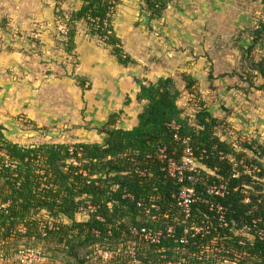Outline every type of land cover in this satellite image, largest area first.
Listing matches in <instances>:
<instances>
[{
	"label": "trees",
	"instance_id": "trees-1",
	"mask_svg": "<svg viewBox=\"0 0 264 264\" xmlns=\"http://www.w3.org/2000/svg\"><path fill=\"white\" fill-rule=\"evenodd\" d=\"M108 1L83 0L71 12L69 25L73 24V29L68 31L63 22L67 34H61L64 41L59 42L65 43L69 55L77 57V23L84 22L91 34L102 40ZM171 2L140 0L151 20L162 17ZM57 19L62 22L61 18ZM259 25L253 33V45L264 39V24ZM95 26H99L98 30H94ZM102 42L111 48L118 64H133L119 47L120 39L115 33ZM258 69L264 78V62ZM136 79L135 99L141 106L136 124L131 129L121 128L120 114L112 113L105 124L96 128L104 137L102 143L22 147L6 138V128L0 124V151L16 163L12 171L0 159V206L8 203L0 210L1 257L19 256L23 251L15 247V242L23 239L28 248L41 242L53 245L55 248L49 249L50 260L100 264V256L92 261L95 251L117 250L131 238L132 228L145 227L164 233L169 230L172 237L162 239L159 244L137 239L138 264L179 260L184 264H264V143L246 140L235 148L221 140L217 129L222 127V121L203 103L204 107L190 122L178 105L181 91L172 77H160L156 81ZM185 81L186 90L192 94L196 80L187 76ZM79 84L85 91L90 89L85 86V80ZM256 90L264 92V85ZM252 91L253 88L245 90ZM173 122L179 125L178 130L167 126ZM175 134L179 141L174 139ZM183 140L187 141L185 145ZM70 147L73 154L69 153ZM186 147L191 148L195 158L202 157L203 166L196 175L195 203L187 220L177 204L181 188L190 183L187 180L179 183L166 171L171 159L181 162ZM163 148L165 159L160 157ZM244 165L259 171L247 174ZM221 184L226 186L224 195L207 192L209 186ZM126 195H132L134 201ZM87 204L95 205L96 211L79 218V207ZM152 204L157 209L146 215L145 210ZM218 206L224 210L223 222L216 211ZM153 214L157 215L156 219L151 218ZM49 218L60 223L51 230L42 228L41 224ZM191 226H205L208 233L192 236L186 231ZM183 236L185 241L181 243ZM82 249L86 252L80 253ZM106 264L135 263L121 254Z\"/></svg>",
	"mask_w": 264,
	"mask_h": 264
},
{
	"label": "rangeland",
	"instance_id": "rangeland-1",
	"mask_svg": "<svg viewBox=\"0 0 264 264\" xmlns=\"http://www.w3.org/2000/svg\"><path fill=\"white\" fill-rule=\"evenodd\" d=\"M79 5L68 0H0V124L8 140L22 147L102 143L96 128L112 113L120 114L121 128L137 122L141 106L134 97L136 78L172 77L181 91L178 105L190 122L203 105L218 119H228L231 102L253 88L247 112L251 124L253 119L256 126L262 124L254 134L260 132L264 143V92L256 90L264 85L258 69L264 62V39L253 45V33L259 23L264 24V0H172L162 17L152 20L137 0H119L111 33L120 39L119 47L133 64H118L111 48L92 35L89 26L75 25L83 40L101 44L114 57L110 61L118 66L112 65L104 78L89 74L95 64L77 36V57L59 42L64 37L57 18L72 30L70 15ZM143 15L149 18L145 24ZM40 24L44 28H35ZM64 73L69 81H57ZM187 76L196 80L192 94L186 90ZM79 79L92 90L87 93ZM33 84H43L42 90L34 93ZM224 121L217 134L225 133L226 139L231 124ZM237 139L242 141V136ZM15 247L36 253L41 264H64L62 259L50 260L53 245L41 242L28 248L22 239ZM2 255L0 250V264H17L18 255L8 259ZM96 256L98 251L92 261Z\"/></svg>",
	"mask_w": 264,
	"mask_h": 264
},
{
	"label": "built area",
	"instance_id": "built-area-1",
	"mask_svg": "<svg viewBox=\"0 0 264 264\" xmlns=\"http://www.w3.org/2000/svg\"><path fill=\"white\" fill-rule=\"evenodd\" d=\"M46 1V0H45ZM69 3H79L81 4L83 0H68ZM119 0H109L108 1V11L105 16V19L102 22L103 30L105 31V34L102 38V41L106 39L107 36L111 35V30L109 29L110 27V20L113 19L116 13V8L118 6ZM91 22H94L91 20ZM56 23L58 25V28L61 32V34L65 35L67 34V29L64 27L62 22L58 19L56 20ZM43 25H35V28L41 29ZM99 26H95L94 30H98ZM35 32H33L34 34ZM37 35V33H36ZM169 128L178 130L179 125L175 124L174 122L171 124L167 125ZM174 139L179 141L180 138L177 134L174 135ZM182 143L185 145L187 143L186 140H183ZM69 153L73 154V147L69 148ZM160 157L161 159L166 158V153L165 149H160ZM80 156V153L77 154ZM0 159H1V164L4 165L5 168H8L12 171L16 169V163L11 161L9 157L3 152L0 151ZM202 157L195 158L193 155V151L191 150L190 147H186V149L183 151V158L181 159V162L178 163L174 159H171L168 164H167V174L171 178H176L179 183L185 182L187 180L189 184L184 185L181 188V191L179 193V200H178V208L181 212V215L183 219L187 220L190 219L192 216V205L195 203V196H196V191L194 189V183L197 182V174L201 172V169L203 168L200 160ZM73 164L76 165V162L73 161ZM243 169L245 170V173L251 174V172H258L259 170L256 167H248L247 165H244ZM83 176L86 177V174L83 173ZM238 176V174L234 175V177ZM87 183H90V181H87ZM225 189L226 186L224 184H221L220 186L213 185L209 186L207 192L209 194H216V195H224L225 194ZM224 191V192H223ZM126 197L134 201V197L132 195H126ZM8 206L7 204H4L0 206V210L3 208H6ZM137 206H141L140 203L137 204ZM156 210L157 206L155 204L150 205L149 208L145 210V214L149 215L151 214L152 210ZM96 211V206L92 204H87V206H81L78 209V217L83 218L84 216H87L90 213H93ZM217 213L219 214V219L220 221L223 222V217H224V210L222 209L221 206H218L216 208ZM152 219H156L157 215L153 214ZM101 220V219H100ZM59 220H54L50 219L45 223H42L41 226L42 228H46L48 230H51L54 228L55 224H59ZM21 232L24 231L22 228L20 230ZM187 232H190L192 236H195L198 233L201 232H206L205 226L202 227H197V226H191L189 229H186ZM93 233L98 234L96 231H93ZM131 238L127 240L125 245L120 246L117 250H112V249H104V250H99V256L101 259L100 264H106L109 261L114 260L117 256H120L121 254L127 255L130 257L131 260L135 264H138L139 261L136 259V254H137V249H138V240L139 241H145L148 244H159L162 239L164 238H171L172 234H170L169 230L167 233H164L162 230H151L147 229L145 227H142L140 229L132 228L130 230ZM261 235V233H259ZM45 235V232H42V236ZM185 238L180 237V242L184 243ZM41 259L38 257V255L32 251H26V252H21L20 255L17 257L18 264H41ZM165 264H184L182 261H167Z\"/></svg>",
	"mask_w": 264,
	"mask_h": 264
},
{
	"label": "crops",
	"instance_id": "crops-1",
	"mask_svg": "<svg viewBox=\"0 0 264 264\" xmlns=\"http://www.w3.org/2000/svg\"><path fill=\"white\" fill-rule=\"evenodd\" d=\"M126 1L128 3V1H130V0H126ZM137 1L140 3V0H137ZM121 2H122V0H121ZM140 6H141V3H140ZM126 11L130 14V12H129L130 10H126ZM40 25H43V24H40ZM41 28H44V25ZM76 35L78 37L77 39L79 40V42H81L82 48H84L85 50L87 49L86 53L88 52L91 55V57L93 58L92 63L95 64V68L90 70L92 72H90L89 74H92L93 76L98 75V77H103V78H104V76H107V75L109 76V73H108L109 70L114 69L112 67V65L118 66L114 63V61L113 62L110 61V59L114 58V57L107 54L103 49H101L100 48L101 44L97 45L98 43L95 41L92 42V41L83 40L82 36L79 34V32H77ZM93 44H96V46H94ZM76 53H77V50H76ZM119 71H121V70H119ZM114 72H116V71H114ZM67 74L64 73V75H59V77H61L60 78L61 80L58 78L59 80H57V81H60L61 83H62V81L63 82L69 81L70 78H69V75H67ZM112 75H113V73H111L110 76H112ZM42 85L39 86L38 84L37 85L33 84V86H35V87L37 86V87L35 89H32V91H34V93H36V94L39 93L42 90V88H41ZM25 86L29 87V85H25ZM45 87H46V85H45ZM48 87H51V86H48ZM91 90L92 89L90 87V89L87 90L86 92L88 93ZM137 91H138V87L134 88V97H135ZM258 92H261V91H258ZM258 92L256 93V96H260V93H258ZM242 93H243V95H240L239 101L234 100L231 102L232 105L229 107L231 112H229L228 119L226 116V117H223V119L221 120L222 124L225 122L224 121L225 119H226V122L231 124V130L228 133L229 134L228 137H226V139H224V138H222V136L225 135V133L218 134L220 136L221 140L227 141L228 143L232 144V146H234L235 148H238L239 145L246 140L250 141V140L257 139L259 142L262 143V140H261L262 137L260 136L261 133L257 132V134H254L255 130H258L262 124L260 123L259 127L256 126V124H254V119H253L252 124H251L249 121L248 112H247V108H248L247 105L249 104L250 101H252L254 93H252V92L246 93L245 91ZM245 93L247 95H245ZM208 110H209V108H208ZM213 116L218 118L217 115L213 114ZM258 120L260 121V119H258ZM135 124H136V122H135ZM135 124H133L131 126V128ZM131 128H129V129H131ZM98 136H100V138H103L102 140H104V137L102 135H98ZM239 136H242V141H240V139H237ZM95 143H101V140L96 141Z\"/></svg>",
	"mask_w": 264,
	"mask_h": 264
},
{
	"label": "water",
	"instance_id": "water-1",
	"mask_svg": "<svg viewBox=\"0 0 264 264\" xmlns=\"http://www.w3.org/2000/svg\"><path fill=\"white\" fill-rule=\"evenodd\" d=\"M141 18H142V24L147 23V21L149 20V18L145 15H143Z\"/></svg>",
	"mask_w": 264,
	"mask_h": 264
}]
</instances>
